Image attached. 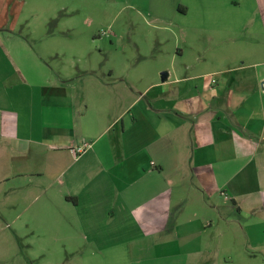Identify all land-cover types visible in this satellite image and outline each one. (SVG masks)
<instances>
[{
  "label": "crops",
  "instance_id": "1",
  "mask_svg": "<svg viewBox=\"0 0 264 264\" xmlns=\"http://www.w3.org/2000/svg\"><path fill=\"white\" fill-rule=\"evenodd\" d=\"M25 2L0 0V185L55 199L71 253L116 221L136 225L142 254L163 247L178 264L264 253V0H149L174 27V64L116 81L92 60L47 64L16 32Z\"/></svg>",
  "mask_w": 264,
  "mask_h": 264
},
{
  "label": "rangeland",
  "instance_id": "2",
  "mask_svg": "<svg viewBox=\"0 0 264 264\" xmlns=\"http://www.w3.org/2000/svg\"><path fill=\"white\" fill-rule=\"evenodd\" d=\"M23 1L16 32L57 70L80 73L92 60L96 70H111L109 80L116 81L124 73L139 76L174 64V27L165 24L171 29L162 30L163 23L147 15L149 0ZM253 20L260 22L259 15ZM254 38V32L244 33L237 40ZM5 162L1 155L0 179L7 173ZM33 189L16 181L0 185V264H178L163 257V247H156L155 255L133 247L137 227L130 221L97 222L88 238L77 240L85 251L69 252L68 239L55 238V199ZM243 258L246 262L237 257L236 264H264L263 252Z\"/></svg>",
  "mask_w": 264,
  "mask_h": 264
},
{
  "label": "built area",
  "instance_id": "3",
  "mask_svg": "<svg viewBox=\"0 0 264 264\" xmlns=\"http://www.w3.org/2000/svg\"><path fill=\"white\" fill-rule=\"evenodd\" d=\"M262 87H263V91H264V81L262 82ZM84 151V149L82 148V147H79V148H77L76 150H75V152H77V153H81V152H83Z\"/></svg>",
  "mask_w": 264,
  "mask_h": 264
},
{
  "label": "water",
  "instance_id": "4",
  "mask_svg": "<svg viewBox=\"0 0 264 264\" xmlns=\"http://www.w3.org/2000/svg\"><path fill=\"white\" fill-rule=\"evenodd\" d=\"M167 77V72L162 73V79L164 80Z\"/></svg>",
  "mask_w": 264,
  "mask_h": 264
}]
</instances>
